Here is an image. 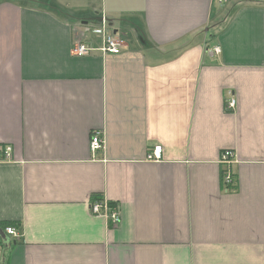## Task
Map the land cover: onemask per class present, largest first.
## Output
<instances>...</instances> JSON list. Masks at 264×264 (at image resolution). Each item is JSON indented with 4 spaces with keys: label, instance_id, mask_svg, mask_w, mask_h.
<instances>
[{
    "label": "crops",
    "instance_id": "1",
    "mask_svg": "<svg viewBox=\"0 0 264 264\" xmlns=\"http://www.w3.org/2000/svg\"><path fill=\"white\" fill-rule=\"evenodd\" d=\"M1 145L0 264H264V0H0Z\"/></svg>",
    "mask_w": 264,
    "mask_h": 264
},
{
    "label": "built area",
    "instance_id": "2",
    "mask_svg": "<svg viewBox=\"0 0 264 264\" xmlns=\"http://www.w3.org/2000/svg\"><path fill=\"white\" fill-rule=\"evenodd\" d=\"M92 32L98 35H101V44L97 47L102 54H118L123 46L122 39L117 37L113 32L110 31L107 26L106 18L101 16L100 26L93 28ZM93 46L87 44L81 40H77L71 45V53L76 56H84L91 54L94 51ZM220 49L218 46L213 49H208L210 54L219 53ZM236 100L233 95H230L224 99V109L231 111L235 108ZM90 151L92 154H96L98 151L104 149V134L102 130H92L90 132ZM162 146L156 144L148 151L147 157L149 159H157L160 157ZM11 157V147L8 145H3L2 150H0V160H8ZM218 162L222 165L221 172V184L224 189L231 190L234 189L235 180L234 172L231 169V166L236 162V154L232 149H224L221 154ZM89 210L93 214L100 215L106 219L110 228H116L120 223V212L118 204L110 206L108 201L104 196L101 199L90 198L89 201ZM4 231L12 236H17L18 232L13 226H6ZM1 259V253H0Z\"/></svg>",
    "mask_w": 264,
    "mask_h": 264
},
{
    "label": "rangeland",
    "instance_id": "3",
    "mask_svg": "<svg viewBox=\"0 0 264 264\" xmlns=\"http://www.w3.org/2000/svg\"><path fill=\"white\" fill-rule=\"evenodd\" d=\"M42 1H48V0H42ZM109 22H107L108 25ZM127 24V23H125ZM120 31V30H119ZM119 38H121L123 41H126L127 43H131V35L130 32L126 29L119 32Z\"/></svg>",
    "mask_w": 264,
    "mask_h": 264
},
{
    "label": "trees",
    "instance_id": "4",
    "mask_svg": "<svg viewBox=\"0 0 264 264\" xmlns=\"http://www.w3.org/2000/svg\"><path fill=\"white\" fill-rule=\"evenodd\" d=\"M2 148H3V146L1 145V146H0V150H2ZM102 196H103V195H102L101 193H92V195H91V199H92V200H94V199H101ZM108 204H109L110 206H112V205L115 204V202H110V201H108Z\"/></svg>",
    "mask_w": 264,
    "mask_h": 264
},
{
    "label": "water",
    "instance_id": "5",
    "mask_svg": "<svg viewBox=\"0 0 264 264\" xmlns=\"http://www.w3.org/2000/svg\"><path fill=\"white\" fill-rule=\"evenodd\" d=\"M3 235H4V234H3V232H2V230H1V228H0V236L3 237Z\"/></svg>",
    "mask_w": 264,
    "mask_h": 264
}]
</instances>
